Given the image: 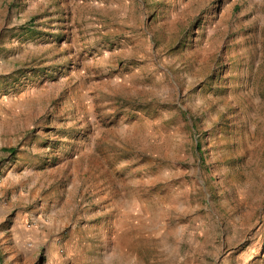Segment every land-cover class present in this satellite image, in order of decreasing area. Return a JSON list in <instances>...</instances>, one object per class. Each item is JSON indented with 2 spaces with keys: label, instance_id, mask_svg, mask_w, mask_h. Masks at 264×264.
I'll return each mask as SVG.
<instances>
[{
  "label": "rangeland",
  "instance_id": "obj_1",
  "mask_svg": "<svg viewBox=\"0 0 264 264\" xmlns=\"http://www.w3.org/2000/svg\"><path fill=\"white\" fill-rule=\"evenodd\" d=\"M107 257L264 264V0H0V264Z\"/></svg>",
  "mask_w": 264,
  "mask_h": 264
},
{
  "label": "crops",
  "instance_id": "obj_2",
  "mask_svg": "<svg viewBox=\"0 0 264 264\" xmlns=\"http://www.w3.org/2000/svg\"><path fill=\"white\" fill-rule=\"evenodd\" d=\"M39 214V215H38ZM37 215L39 216V218L42 220V217H43V214L39 211V213H37ZM15 237L18 239H21V240H26V239H28V237H29V235H28V233L27 232H19V233H17L16 235H15ZM20 240V241H21ZM110 259L107 257V258H105V264L106 263H108V261H109Z\"/></svg>",
  "mask_w": 264,
  "mask_h": 264
}]
</instances>
